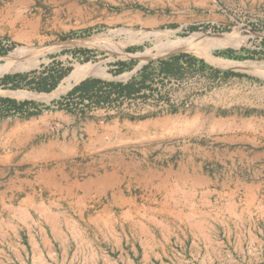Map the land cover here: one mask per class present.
<instances>
[{
	"label": "crops",
	"instance_id": "obj_1",
	"mask_svg": "<svg viewBox=\"0 0 264 264\" xmlns=\"http://www.w3.org/2000/svg\"><path fill=\"white\" fill-rule=\"evenodd\" d=\"M18 1L12 18L0 5V39L25 43L41 19L17 15ZM194 61L179 59L181 72L174 58L151 61L141 89L157 77L176 99L170 113L190 111ZM213 79L228 77L220 71L204 80ZM226 112L219 135L177 142L138 136L127 123L122 132L117 119L104 121L102 109L1 119L0 264H153L176 237L206 239L214 224L246 215L245 208L213 203L211 195L217 185L243 193L264 188V104ZM154 119L137 122L148 129ZM107 128L114 131L110 139L103 137Z\"/></svg>",
	"mask_w": 264,
	"mask_h": 264
},
{
	"label": "rangeland",
	"instance_id": "obj_2",
	"mask_svg": "<svg viewBox=\"0 0 264 264\" xmlns=\"http://www.w3.org/2000/svg\"><path fill=\"white\" fill-rule=\"evenodd\" d=\"M2 1L5 15L12 18L13 0H0V5ZM15 8L17 15L19 10L22 14L30 12L40 17L41 21L38 34L25 43H18L6 36L0 39V77L41 68V64L69 67V72L60 80V84L77 64L93 62L104 67L110 77L84 78L125 82L138 76L142 66L169 57L166 55L172 53L187 54L191 61L195 60L192 57L204 61V64L194 61L197 77L194 84L195 98L190 111L148 114L142 113L144 104L141 101L135 104V109H131L124 101L110 104V109L105 111L102 118L107 122L117 119L122 132H125L127 123L132 124L141 137H176V142L187 138L212 137L219 135L217 124L222 116L228 114L226 110L264 104V0H20ZM191 26H195V29H190ZM6 27H11V24L7 22ZM162 29L173 31L171 37L189 38L198 42L217 34L216 42L223 45L214 47L211 50L213 55L225 58L215 52L227 48L250 49L253 56L232 60L250 63L254 67L220 68L193 52L162 47L150 33L143 36L146 30ZM85 38H94L95 41L57 46L59 42L68 39ZM14 50L17 52L12 56L10 53ZM35 60L36 64L28 65ZM121 61H134L131 69L123 71H130L126 80L115 78L123 73H114ZM212 68L239 74H228L227 80L213 79L211 83H205V78H211L216 73ZM178 71L181 72L180 69ZM144 72L149 76L151 70ZM71 86L49 100L17 97L8 92H1L0 95L45 103L50 108L47 110L64 109L79 115L88 114L90 111H80L82 101L76 96L70 100L69 107H66V100L61 108L58 103L52 102L60 99ZM209 86L213 88L211 91ZM0 89L32 91L1 86ZM38 108L46 110L41 106ZM150 116L155 119L153 126L148 129L147 123L137 122ZM6 117L28 118L20 115ZM134 119L138 124L129 122ZM113 133L112 129L107 128L103 137L110 139ZM214 189L211 195L213 203L245 208L246 215L226 220V224H214L213 234L207 235L206 239L200 233H197V238L180 240L176 237V242L173 240L166 244V255L154 259L153 264H264V188H259L255 193L237 191V187L232 185H217ZM227 197L229 200H226ZM234 211L229 210L230 213ZM237 212L240 214L239 210Z\"/></svg>",
	"mask_w": 264,
	"mask_h": 264
},
{
	"label": "trees",
	"instance_id": "obj_3",
	"mask_svg": "<svg viewBox=\"0 0 264 264\" xmlns=\"http://www.w3.org/2000/svg\"><path fill=\"white\" fill-rule=\"evenodd\" d=\"M190 29H195V26H191ZM238 46L239 45H236L235 47ZM215 53L230 59H244L246 57L253 56L251 55L252 51L245 48H241L239 50L227 48L225 50L216 51ZM169 57L176 60V72H178L180 69L178 60L181 58L188 59L190 56L184 53H179L173 54ZM192 59H195L196 62L204 64L202 59L193 57ZM133 63L134 61H131L130 63L125 61L118 62L119 67L114 73L119 74L124 70L131 69ZM149 63L141 67L138 74L140 77L137 80H135L134 77L125 82L102 80L95 77L84 78L72 86L64 95L61 96L60 99L52 100V102L58 103L61 108L64 100H66V102L68 101L66 103V107H69L68 105L70 104V100L73 99L74 96H76L79 101L87 99L93 100L97 103L101 100L108 99L111 93L116 95V99L119 97H130L132 94L139 92L141 88L144 87L145 79L151 74L150 73L149 76H147L146 72H144L147 70ZM208 67L211 68V66ZM69 69V67H54L52 65L41 64V68H34L24 72L3 75L0 77V86L11 89L24 88L37 92H50L69 72ZM212 69L216 73L221 71L215 68ZM222 72L224 75L239 74L231 70ZM40 106L46 109L49 108V106L44 103H37L30 99L17 100L8 96H0V119L10 115H20L22 117L36 115L43 111L42 108H38Z\"/></svg>",
	"mask_w": 264,
	"mask_h": 264
},
{
	"label": "bare ground",
	"instance_id": "obj_4",
	"mask_svg": "<svg viewBox=\"0 0 264 264\" xmlns=\"http://www.w3.org/2000/svg\"><path fill=\"white\" fill-rule=\"evenodd\" d=\"M152 34V36L156 39V41L162 44V47L166 46L168 48L174 50H184L193 52L199 56L204 57L209 63L218 66L220 68H230V69H239V68H250L253 69L254 65L250 63H241L232 59L217 57L211 53V50L214 47L222 46L223 44H218L216 42L217 34H212L208 38H206L202 42H198L189 38L180 39L176 36L171 37L173 31L167 30H146L143 32V36H147V34ZM139 39V38H138ZM134 40V39H132ZM95 41L94 38H85V39H68L57 44L58 47L60 46H71L74 44H82ZM225 43V42H223ZM45 49V48H44ZM14 52L10 53L12 56H15ZM10 55V56H11ZM36 60L29 63L28 65L36 64ZM256 67V66H255ZM130 75L129 72H123L115 78H120L122 80H126ZM87 76H96L101 78H108L110 74L107 73L100 64L93 63V62H85L82 64H77L73 70L63 79V81L52 91L48 93L42 92H34V91H15V90H8V91H1V92H8L9 94L17 97H33L35 99H45L49 100L51 97L57 96L59 93L64 92L67 88H69L73 83L80 81L82 78ZM65 82V83H64ZM64 83V84H63ZM163 120V119H162ZM175 190V189H174ZM170 195V194H169ZM130 215V214H129ZM125 218V217H124ZM130 219V218H128ZM134 220V219H133ZM123 221V220H122Z\"/></svg>",
	"mask_w": 264,
	"mask_h": 264
},
{
	"label": "built area",
	"instance_id": "obj_5",
	"mask_svg": "<svg viewBox=\"0 0 264 264\" xmlns=\"http://www.w3.org/2000/svg\"><path fill=\"white\" fill-rule=\"evenodd\" d=\"M150 87L146 89H141L139 92L132 94L130 97H119L116 99V95L111 93L109 98L106 100H101L100 102H95L93 100L84 99L82 104L79 105L80 111H92L95 109H102L108 111L110 109V104L115 102H126L131 107L135 109V104L140 101L144 104L142 107V113L153 114L157 112H166L172 110L176 104V99L165 91H162V85L157 77H154L149 81ZM85 106V107H84ZM71 107V106H70ZM138 112V110H135Z\"/></svg>",
	"mask_w": 264,
	"mask_h": 264
},
{
	"label": "water",
	"instance_id": "obj_6",
	"mask_svg": "<svg viewBox=\"0 0 264 264\" xmlns=\"http://www.w3.org/2000/svg\"><path fill=\"white\" fill-rule=\"evenodd\" d=\"M174 53H172V54H169V55H166V56H171V55H173ZM75 84H77V83H75ZM75 84H73L72 86H74ZM71 86V87H72ZM0 96H3V95H0ZM9 97V96H8Z\"/></svg>",
	"mask_w": 264,
	"mask_h": 264
}]
</instances>
